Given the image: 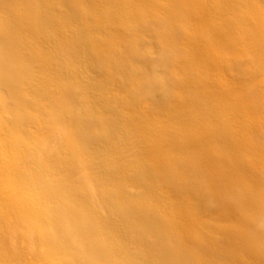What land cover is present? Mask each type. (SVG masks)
I'll return each mask as SVG.
<instances>
[{"label":"clouds","instance_id":"clouds-1","mask_svg":"<svg viewBox=\"0 0 264 264\" xmlns=\"http://www.w3.org/2000/svg\"><path fill=\"white\" fill-rule=\"evenodd\" d=\"M0 5V264H264V0Z\"/></svg>","mask_w":264,"mask_h":264},{"label":"bare ground","instance_id":"bare-ground-1","mask_svg":"<svg viewBox=\"0 0 264 264\" xmlns=\"http://www.w3.org/2000/svg\"><path fill=\"white\" fill-rule=\"evenodd\" d=\"M3 14H4L3 5H0V17H2ZM33 156H35V154H33ZM19 160H20L22 165H32V164L39 163L38 158L30 159L29 154L27 152H22L19 156ZM248 260H249V264H256L254 257L249 256Z\"/></svg>","mask_w":264,"mask_h":264}]
</instances>
